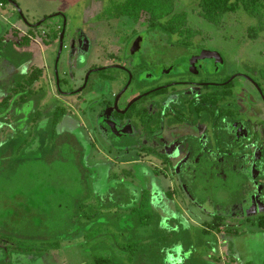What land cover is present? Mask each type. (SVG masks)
Segmentation results:
<instances>
[{
  "label": "rangeland",
  "instance_id": "obj_1",
  "mask_svg": "<svg viewBox=\"0 0 264 264\" xmlns=\"http://www.w3.org/2000/svg\"><path fill=\"white\" fill-rule=\"evenodd\" d=\"M15 1L31 24L53 13L65 14L66 44L69 32L85 30L90 26L85 15L91 0ZM198 3L199 0H176V11L187 12L188 25L202 31L200 43L223 56L225 62L219 73L214 74L216 81L226 79L234 71L251 73L264 68V10L261 16L253 17L239 9L226 14L222 23L215 25L199 18ZM95 9L100 11V6ZM19 19L14 6L0 3V37H4L0 43V100L27 70L32 72L42 68L45 75L34 85L35 90L41 91L38 100L22 108L13 106L10 110L13 113L0 121V138L3 140L9 133L6 137L17 142L9 144L3 152L0 150V237L5 242L0 247H10L8 255L0 252V264H96L99 257L110 258L114 264H264V235L253 225L256 223L255 216L249 217V222L232 219L235 225L230 228L237 231L238 236L229 232L230 236L225 237L227 233L223 229L221 233L205 230L213 217L200 211L203 206L213 212L211 203L203 204L208 197H212L220 206L216 211L229 213L231 205L240 198L239 185L245 181L242 175L221 169V175L209 184L198 177L197 183L190 188L197 201L194 205L189 204L185 201L188 199H181L176 192L174 199L179 208L167 197L168 191L177 188L174 189L169 178L161 175L157 191L167 208L161 211L153 207L157 214L150 208L154 222L144 226L139 217H130L127 204L132 202L131 206L137 208L140 189H149L148 173L151 171L143 169L139 174L133 167L137 158L132 153L123 157L96 141L99 151L89 147L82 155L79 153L82 150H78V144L73 139L71 141L75 145L68 144L67 140V144H59L50 124L43 128L30 127L28 124L32 122L36 110L41 111L49 121L54 116L56 100L50 86L53 85L56 68L66 88L72 85V81H64V72L76 69L68 62L67 48L58 62L59 43L44 46L43 30H30ZM53 20L42 28L56 30L54 24L61 18ZM112 25L114 30L120 23ZM101 26L93 24L91 29L96 33L111 31L108 26ZM250 27L253 29L249 32ZM21 37H31L33 43L22 45ZM98 41L103 45L93 42L94 52L85 57L81 55L84 61L78 62V65L91 67L102 65V61L108 62L104 53L109 55L117 44L112 38ZM98 54L101 56L97 59ZM19 67L21 70H18ZM95 74L93 77L97 79L104 76L123 78V73L114 69ZM118 87L113 90L117 91ZM90 100L81 108V102L75 103V98L68 103L82 118L84 111L98 109L99 102L91 103ZM76 112H68V115L77 120ZM84 121L88 122L87 119ZM21 123L29 127L20 128ZM35 136L41 142L34 141ZM109 162H113V168L108 165ZM129 169L134 173L126 178L124 172ZM114 175L119 178H114ZM204 187L208 190L204 191ZM97 211L100 213L97 214ZM158 217L167 223L162 229L156 228ZM128 218L131 223H128ZM162 237L165 238L163 241L160 240ZM171 252L173 257L177 256V259H172L175 263L168 261Z\"/></svg>",
  "mask_w": 264,
  "mask_h": 264
},
{
  "label": "flooded vegetation",
  "instance_id": "obj_2",
  "mask_svg": "<svg viewBox=\"0 0 264 264\" xmlns=\"http://www.w3.org/2000/svg\"><path fill=\"white\" fill-rule=\"evenodd\" d=\"M120 1L122 0L89 1L85 19L90 26L85 30L69 32L67 44L65 14L53 13L46 16L38 22V27L35 26L38 23L25 22L19 16L20 22L30 30H43L41 36L44 46L59 43L58 62L67 48L68 62L76 69L73 72H64V81H72L69 88L63 86L58 68L52 78L53 85L50 88H53V98L56 100L53 115L59 116L54 128L55 134L53 132L56 140L59 144L64 139L68 144L76 143L83 153L89 147L99 151L97 142L111 152L122 154L123 157L132 153L134 158H137L133 161V167H136L139 174L143 169L151 171L148 173V190L149 208L153 211L156 210L153 207L161 211L167 208L157 191L161 175L169 178L174 189L177 188L167 192V197L176 203L175 205L176 192L181 199L186 198L190 201L185 200L186 202L194 205L197 199L190 188L197 183L198 177L204 178L205 183L209 184L221 175V169L242 175L245 181L239 185L240 198L231 205L229 213L216 211L220 209L216 199L208 197L205 200L203 204L211 203L213 207V212H210L208 207L200 208L202 214L213 217L205 230L217 233V229L212 226L219 225V230L225 231L235 225L232 219L249 222V217L255 216L256 223L253 225L264 231V226L260 225L264 220V68L250 71L251 73L234 71L226 79L216 81L214 74L219 73L225 61L220 52L200 43L202 31L192 28L197 31L196 36L180 37L165 29L163 24L166 20H162L160 26L154 27L145 19L134 21L127 17H117L114 11L109 12V8ZM98 6L100 11L95 9ZM54 18H61L60 22L54 24L56 30L46 31L42 28L44 24L52 23ZM199 18L203 19L200 16ZM115 23H120V26L112 30V24ZM93 24L102 25L101 28L108 26L111 31L96 33L91 29ZM113 37L117 40L114 41ZM24 38L27 37H21V43ZM28 38L31 45L33 39ZM103 38H112L117 44V48L109 51V55L104 53L108 62L100 60L102 65L91 67L78 65V62L84 61L85 55L94 52L93 42L103 45L98 41ZM61 44L63 49L60 52ZM83 54L82 59L80 56ZM96 56L98 59L101 55ZM110 69L123 73V78L93 77L95 73ZM37 70L42 72L37 81L40 82L45 71L42 68ZM30 72L27 70L23 75L22 70V75L26 76ZM204 74L207 77H203ZM117 86L118 90H113ZM33 90L36 92L35 96L27 97L26 102H19L14 107L33 105L41 92L35 90L34 86ZM45 98L46 95L42 102ZM73 98L76 99L75 103L81 102L80 108L86 105L89 99L91 103L99 102L96 111L83 112L82 118L88 122L82 120L69 105L68 102ZM71 111L76 112L77 120L68 115ZM12 113L11 111L10 115ZM41 113L36 110L32 122L28 124L30 127L43 128L49 124L48 118L43 117ZM21 124L20 128L29 127L27 124ZM24 133L25 136L26 132ZM6 136L3 140L0 138V148L3 146L2 142L9 138ZM36 136L34 141H40ZM108 165L113 168V162ZM124 173L126 178H130L134 170L129 169ZM114 178L119 177L114 175ZM213 188L215 194L216 185ZM146 190L140 189L138 206ZM203 190L207 191L208 188L204 187ZM133 197L136 200V197ZM163 222L162 228L167 224L166 221Z\"/></svg>",
  "mask_w": 264,
  "mask_h": 264
},
{
  "label": "trees",
  "instance_id": "obj_3",
  "mask_svg": "<svg viewBox=\"0 0 264 264\" xmlns=\"http://www.w3.org/2000/svg\"><path fill=\"white\" fill-rule=\"evenodd\" d=\"M0 3L5 5L9 4V1L0 0ZM198 7V15L200 17L211 24L220 25L226 14L235 13L239 9H243L244 12L249 16H261V12L264 10V0H199ZM112 11L115 12L117 17H127L134 21L145 19L151 26L154 27L160 26V22L162 20H166L163 24L165 29L171 31L174 34H178L180 37L189 35V38H191L197 35V31H193V29L188 26L187 13L176 11V0H122L109 8V12ZM251 30L252 29L249 31ZM3 39L4 37H0V43H2ZM30 43L31 40L27 37L23 39L21 44L28 46ZM41 73V70H35L18 80L16 85L0 102V121H3L9 117L12 106L19 102H26L29 97L36 95V92L33 90V86L39 80ZM58 120V114H54V116H52L50 119L49 124L52 127L53 132ZM64 140L62 141V144H67V142ZM2 143L3 146L0 148L1 152L5 151L7 146H10L9 144H17V142L11 138H8L7 141ZM80 152L83 154V150L79 151V153ZM131 203L127 204V209H130V217H139L140 223H142L144 226H148L151 222H154L152 219L153 214L149 208L150 195L148 190L143 192L141 202L137 208L132 207ZM99 213L100 211H97V214ZM127 220L128 223H131L129 218ZM163 221L164 220L158 217V220L155 221L157 229H162L161 225L164 224ZM260 225L264 226V220L260 223ZM212 227H215L214 229L219 230V225H213ZM219 232H221V230H219ZM224 232L228 234L229 232L236 234L238 233L237 231L234 232L228 228ZM164 239V237L160 238L161 241ZM4 243L5 242L3 238L0 237V244ZM3 248L0 247V252L2 251L6 254L7 252L9 253V246H4ZM96 264H114V262L110 258L99 257L96 259Z\"/></svg>",
  "mask_w": 264,
  "mask_h": 264
},
{
  "label": "water",
  "instance_id": "obj_4",
  "mask_svg": "<svg viewBox=\"0 0 264 264\" xmlns=\"http://www.w3.org/2000/svg\"><path fill=\"white\" fill-rule=\"evenodd\" d=\"M8 1H9V3H10L12 6H14V8L17 10L19 16H20L25 22H27L26 19H25V17H24V15H23V13H22V11H21V9H20V7H19V5L16 3V1H13V0H8ZM39 24H40V23H38V24L35 25V26L38 27ZM62 49H63V45L61 44L60 52L62 51Z\"/></svg>",
  "mask_w": 264,
  "mask_h": 264
},
{
  "label": "crops",
  "instance_id": "obj_5",
  "mask_svg": "<svg viewBox=\"0 0 264 264\" xmlns=\"http://www.w3.org/2000/svg\"><path fill=\"white\" fill-rule=\"evenodd\" d=\"M208 231V230H207ZM262 233H263V235H264V231H262ZM225 235V234H224ZM228 235V233L225 235V237ZM231 235H233V236H238V234H231ZM228 236H230V235H228ZM264 241V240H263ZM168 261H170L171 263H175L172 259H177V256L175 255L174 257H173V253L171 252V253H169V255H168ZM232 264H236L235 262H233Z\"/></svg>",
  "mask_w": 264,
  "mask_h": 264
}]
</instances>
